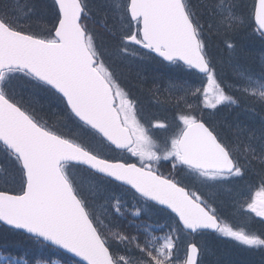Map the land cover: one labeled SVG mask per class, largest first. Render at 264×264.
<instances>
[{"label": "snow or ice", "instance_id": "snow-or-ice-1", "mask_svg": "<svg viewBox=\"0 0 264 264\" xmlns=\"http://www.w3.org/2000/svg\"><path fill=\"white\" fill-rule=\"evenodd\" d=\"M257 44L264 0H0V229L51 250L35 264H205L210 236L264 253Z\"/></svg>", "mask_w": 264, "mask_h": 264}, {"label": "trees", "instance_id": "trees-1", "mask_svg": "<svg viewBox=\"0 0 264 264\" xmlns=\"http://www.w3.org/2000/svg\"><path fill=\"white\" fill-rule=\"evenodd\" d=\"M26 2L30 3L31 0H20L21 5ZM38 14L32 17L33 20L38 19ZM218 42H212L211 51L213 56L220 62L218 67L222 74L227 77L230 75L232 69L228 62L227 53L223 52L218 46ZM249 56L255 60L256 63H259L264 52L261 51L260 46L257 44L252 46ZM165 67L153 65L145 70L147 78L153 76L152 73L155 71V75H158V78H162L157 81V83L165 85L170 80L165 76ZM180 70H170L169 78L172 81H195L197 86L199 85V79L195 76H190L187 74L183 68ZM180 72V74H178ZM165 80H168L165 82ZM150 82V81H149ZM144 103L146 108L155 114L164 115V113L156 112V109L149 104V100H146L144 96ZM222 115H229L228 113H222ZM231 118V116H229ZM242 119L244 117H241ZM109 195L123 196L125 199L131 202V197L126 194L123 190H113ZM103 198L100 199L99 203L103 204ZM98 211L103 213V207H99ZM162 222V221H161ZM234 223H238L240 226H246L247 229L253 231L261 230V225L256 222H250L247 225H244L242 221L237 218ZM205 244V252L202 259L205 261V264H264V253H261L258 250H248V251H238L237 248L233 247L234 242H224L221 238L208 237L205 241H202ZM51 255V250L46 247L45 244H42L36 239H31L27 235H16L11 233H6L0 229V264H6L8 258H18L22 262L29 261V264H35V260L41 258H47ZM54 260L59 262V257L54 256Z\"/></svg>", "mask_w": 264, "mask_h": 264}, {"label": "rangeland", "instance_id": "rangeland-1", "mask_svg": "<svg viewBox=\"0 0 264 264\" xmlns=\"http://www.w3.org/2000/svg\"><path fill=\"white\" fill-rule=\"evenodd\" d=\"M162 68V67H161ZM173 69H175V70H180L179 68H176V67H166V68H164V70H165V76L167 75V78L170 80V81H172L170 78H169V76H170V70H173ZM145 74V73H144ZM178 74H180V72H178ZM146 75V74H145ZM152 75L153 76H149V78H148V80L151 82L152 81V79L153 78H155L156 79V81H159V80H161L162 78H158V75H155V71H153V73H152ZM166 81H168V80H165V82ZM167 83H169V82H167ZM167 83L165 84V85H167ZM145 98H146V100H149L148 99V97L147 96H145Z\"/></svg>", "mask_w": 264, "mask_h": 264}, {"label": "flooded vegetation", "instance_id": "flooded-vegetation-1", "mask_svg": "<svg viewBox=\"0 0 264 264\" xmlns=\"http://www.w3.org/2000/svg\"><path fill=\"white\" fill-rule=\"evenodd\" d=\"M162 171H166V169H162Z\"/></svg>", "mask_w": 264, "mask_h": 264}]
</instances>
